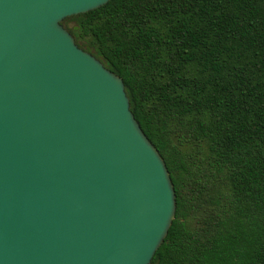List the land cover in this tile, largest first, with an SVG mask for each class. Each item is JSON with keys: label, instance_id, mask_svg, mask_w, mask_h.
<instances>
[{"label": "water", "instance_id": "obj_1", "mask_svg": "<svg viewBox=\"0 0 264 264\" xmlns=\"http://www.w3.org/2000/svg\"><path fill=\"white\" fill-rule=\"evenodd\" d=\"M110 0H0V264H150L175 216L120 77L62 25Z\"/></svg>", "mask_w": 264, "mask_h": 264}, {"label": "trees", "instance_id": "obj_2", "mask_svg": "<svg viewBox=\"0 0 264 264\" xmlns=\"http://www.w3.org/2000/svg\"><path fill=\"white\" fill-rule=\"evenodd\" d=\"M170 174L150 264H264V0H110L67 17Z\"/></svg>", "mask_w": 264, "mask_h": 264}]
</instances>
